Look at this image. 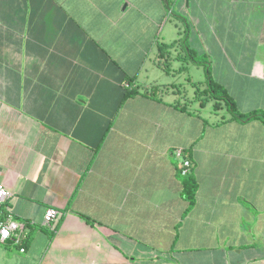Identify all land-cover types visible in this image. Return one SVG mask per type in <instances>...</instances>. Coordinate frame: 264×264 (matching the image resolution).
<instances>
[{"label":"crops","instance_id":"obj_1","mask_svg":"<svg viewBox=\"0 0 264 264\" xmlns=\"http://www.w3.org/2000/svg\"><path fill=\"white\" fill-rule=\"evenodd\" d=\"M175 10L187 26L162 27ZM184 39L239 112L264 111V0H0V184L28 229L0 264H264V121L153 79Z\"/></svg>","mask_w":264,"mask_h":264},{"label":"trees","instance_id":"obj_2","mask_svg":"<svg viewBox=\"0 0 264 264\" xmlns=\"http://www.w3.org/2000/svg\"><path fill=\"white\" fill-rule=\"evenodd\" d=\"M171 46H173V44H161L160 47L165 52L168 51L167 49L170 48ZM188 51L193 57L197 55L196 52H193V49L191 48H189ZM194 61L197 62V60L195 59ZM161 65L165 70L168 69V65H165V62L161 63ZM206 75H207L205 81L206 87L204 89H201L199 87L200 82H192L196 87V93L198 92V94H196V96L194 97V100L199 101L202 105H205L210 99H215L216 100L214 104L215 108H219L221 105V101H225L226 104L229 106L230 110L235 115V117L243 120L260 118L264 121V111H252L250 113L239 112L234 102V99L229 94L228 90L225 88L224 85H222L221 83H219L214 79L211 70L208 66H206ZM134 79L135 77L129 78L130 83L124 96L125 99L129 96H134L140 92L139 87L134 86ZM161 87L162 85H154L151 89L145 91V94H148L155 98H160L159 92L161 90ZM186 106H187L186 104H183V108H185ZM183 153H184L183 157L191 161V166L188 168V171L184 173L186 167L183 165V161L180 160V162L177 161V169H178V175L183 182V195L184 198L188 200L189 209H190L196 201L198 183L194 175V162L189 158L185 150ZM55 229H53V231Z\"/></svg>","mask_w":264,"mask_h":264},{"label":"rangeland","instance_id":"obj_3","mask_svg":"<svg viewBox=\"0 0 264 264\" xmlns=\"http://www.w3.org/2000/svg\"><path fill=\"white\" fill-rule=\"evenodd\" d=\"M172 7H173V3H172ZM177 14H178L177 10H175L174 12L168 11L166 17H164V19L162 21V23H163L162 27H164V25H165L166 29H167V28H172L174 25H176L181 20L180 18L177 17ZM183 16H185V15H183ZM181 23L184 27L187 26V24L184 21L179 22V24H181ZM185 35L188 38L189 34L185 33L184 37H185ZM186 39H184V41L181 43V45L185 47L184 50L183 49L179 50V52L181 54L185 55V57L182 59V61L174 60L173 61L174 65L172 66V71L169 74L166 73L165 71H163L162 69L160 70L158 68V72L153 73V79L159 80V81H172V82H174L177 85V87L181 90L180 94L182 96H179L180 99L183 102L184 101L186 103L188 102V105H190V104L192 105L193 103L195 104V101H196V100H194L195 95H193L194 92H196V91L194 89H192L191 85H187V81L191 80V81L200 82L199 87L201 89H204L205 88L204 84L206 85L205 81L207 78L206 66H208L210 68L211 73L213 72V70H212L211 63H210V57L207 53H201L198 49H196V47H193L192 45L187 46V47L193 49V52H196L197 55L195 57H193L189 53V51H187L189 48H186V45H187V44L185 45ZM194 59L197 60V62H195ZM183 67H187L188 69L186 71H180V70H182ZM148 73H151V71H149ZM212 75H213V73H212ZM196 94H198V92ZM212 102L215 103L216 101L213 100V101L207 102L206 107L204 106L205 108L203 109L204 113L207 114L209 112V109L212 108V106H213ZM209 114H207V115H209Z\"/></svg>","mask_w":264,"mask_h":264},{"label":"built area","instance_id":"obj_4","mask_svg":"<svg viewBox=\"0 0 264 264\" xmlns=\"http://www.w3.org/2000/svg\"><path fill=\"white\" fill-rule=\"evenodd\" d=\"M176 155L183 161V165L186 167L184 173L188 171L191 166V161L185 159L182 155V149L176 150ZM11 191L4 185L0 184V242L5 243L8 240H12L15 244L20 246L22 252L25 251L23 246L24 242L28 238V229L25 223L15 220L6 206L7 200L11 197ZM61 217V212L57 209H48L44 216L43 225L55 229L58 220Z\"/></svg>","mask_w":264,"mask_h":264}]
</instances>
